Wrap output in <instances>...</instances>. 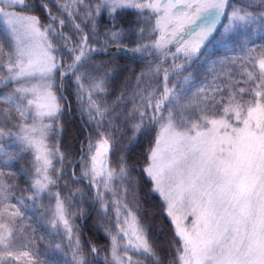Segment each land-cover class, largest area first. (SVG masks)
<instances>
[{
	"label": "snow or ice",
	"instance_id": "obj_1",
	"mask_svg": "<svg viewBox=\"0 0 264 264\" xmlns=\"http://www.w3.org/2000/svg\"><path fill=\"white\" fill-rule=\"evenodd\" d=\"M248 7H234L229 0H88L87 4L71 0V4L63 5V12L94 28L96 18L105 10L115 14L134 9L142 26L130 51L167 53L168 46L174 44V59L182 55L192 61L204 55L202 49L211 44L222 17L227 19L223 24L225 33L256 24L258 14ZM32 10L28 0H0V23L5 25L0 35V165L9 167L16 156L31 150L38 177L30 185L32 196L13 197V186L4 181L0 168V264H19L22 258H27L29 264H44L35 260L36 253L15 249L22 241L26 243H20L21 248L30 247L28 233L34 232L31 225L24 223L28 218L21 207L25 200L35 201L50 188L60 187L58 181L65 175L69 183L63 187L69 194L81 191L74 192L70 184L87 178L89 186L96 188L97 199L104 194L116 195L111 186L117 182L128 180L129 186L132 183L131 170L123 159L116 168L108 167V155L115 149L116 138L107 129L104 133L97 131L101 138L89 144V152H94L88 160L84 162L81 157L78 161L85 165L79 177L66 170L71 162L65 164V155L59 148H50L46 143L63 113L60 100L65 97L54 91L56 74L61 79L68 72L75 76L78 99H82L84 82L96 92H103L109 69L103 62L95 63L92 54L106 52L110 42L119 45L122 32L109 29L105 39L100 40L98 33L93 31L90 36L76 23L74 27L81 34L68 48L71 37L53 27V22H58L63 28L65 20L49 13L52 22L44 25L38 16L25 14ZM259 20L264 27V13L259 14ZM90 39L99 47L92 46ZM58 40L63 43L54 42ZM65 49L72 60L67 66L62 59ZM233 59L245 60L253 69L248 71L242 65L245 83L251 85L247 89L218 88L209 94L203 87L191 91L180 86L181 91H177V85L168 87L169 73L165 70L162 91L142 97L143 110L128 117L139 120L132 125L134 133L144 130L146 121L159 125L143 171L153 183V191L166 203L167 215L175 226L179 247L175 248L173 264H264V50L249 48L244 57ZM183 67L176 65L175 70ZM87 95L90 119L95 118L93 112L103 117L107 110H101L93 101L92 92ZM102 126L98 123L97 129ZM53 157L62 165L58 172ZM50 170L56 175L50 176ZM122 190L126 198L129 189ZM51 197L55 200L53 228L62 224L70 245L75 240L72 259L64 264H91L82 254L79 238L73 237L65 215V200L69 205L72 201L67 196L62 199L61 192ZM12 198L20 207L9 202ZM113 203L116 234H110V257L106 255L100 264H141L133 256L160 264L136 215L119 199ZM121 210L127 215L121 217ZM59 250L57 244L53 251ZM91 255L93 260L98 259L95 246Z\"/></svg>",
	"mask_w": 264,
	"mask_h": 264
},
{
	"label": "trees",
	"instance_id": "obj_2",
	"mask_svg": "<svg viewBox=\"0 0 264 264\" xmlns=\"http://www.w3.org/2000/svg\"><path fill=\"white\" fill-rule=\"evenodd\" d=\"M84 2L87 4L88 0H84ZM28 3L33 5V10L25 12V14L38 16L44 25L52 22L49 13L51 16L65 20L63 28L58 22H53V27L71 37L68 48L71 43H75L79 39L81 34L74 27L76 23H80L83 32L89 33L90 36L93 31L98 33L100 40L105 39L104 33L109 29L122 32L119 45L110 42L106 52L92 54V60L95 63L103 62L109 69L103 92H96L88 82H84L82 99H78L75 76L69 73L62 80L60 74H56L57 87L54 91L58 96L62 93L65 97L60 100L63 113L56 121L55 132L49 134L46 142L50 148L53 146L59 148V151L65 155L66 165L71 162V165L66 169L69 173L74 171L75 175L81 176L84 163L78 162L77 159L83 153V161L88 160L92 154L89 152V144H95L101 138L97 135V131L104 133L107 129L109 133H113L116 138L115 149L108 155L109 168H116L118 162L123 159L126 162V167L131 170V186H129L128 180L116 183L120 189L121 200L136 215L149 243L159 257L160 264H173L176 256L175 248L179 247L178 237L174 234L175 226L167 215L165 202L157 192L153 191V183L143 171L149 162L148 156L159 132V125H149L146 121L144 130L134 133L132 125L139 123V120H131L128 117L132 116L139 108L143 110L142 90L148 94L156 93L158 90L162 91L164 86L162 74L165 69L170 74L168 87L177 85V91H181L180 86L184 90L190 89L191 91L203 87L209 94H212L213 90L218 88L244 87L247 89L250 87L251 85L245 83L247 77L242 75L244 70L242 65L248 71L253 69L248 66L245 60H234L233 58L244 57L249 48H255L257 52L264 50V27L261 26L259 20V14L264 13V3L261 0H230L229 3L234 7L249 6V11L258 14L257 23L247 28H235L227 33L224 32L222 26L211 44L202 49L204 55L198 60L193 59L192 61H186L182 55L174 59L172 53H175V45H169L170 52L167 53L153 50H150L151 54L130 51L135 47L132 41L137 39L138 29L142 26L138 23L141 17L134 9L119 10L115 14H109L105 10L101 16L96 18L93 28L92 24H88L86 27L81 19L72 20L63 12V5L71 4V0H28ZM44 3L48 5L47 8L41 7ZM16 11H20V9H16ZM228 11H231V8ZM224 23H227V19ZM4 31L5 25L0 23V35ZM54 42L63 43L59 40ZM89 43L94 47H99L94 39H90ZM62 59L66 66L72 63L67 49L64 50ZM180 63L184 66L183 69L175 70V66ZM256 70L258 71V69ZM64 71H67V68ZM88 92L93 93L92 99L100 106L101 110H107L103 117L93 112L91 115L95 118L90 119L87 111L89 108ZM186 95L190 96L191 93L186 91ZM98 123L103 125L99 129H97ZM82 148H85L84 151ZM34 157L35 153L28 150L16 156L9 167L0 165L4 172V181L13 186L11 188L13 197L33 195L30 185L38 178L33 164ZM52 163L58 172L62 165L57 162L55 157H53ZM21 171H23V175H21ZM56 172L50 170L48 174L55 176ZM86 180L81 179L77 183L70 184L73 191L81 189L82 201H78L80 194L75 192L73 195L75 200L71 205L68 201L65 203V215L73 229V237L79 238L82 254L91 261V264H100L106 255L110 257L109 224L112 223L114 214L109 210L102 209L101 200L93 206L95 193ZM58 183L60 187L50 188L35 201L25 200L24 207H21L28 218L24 223L31 225L34 232L30 230L28 233L31 238L30 247L21 248L20 243H26L22 241L15 245V249L36 253L35 260L44 261V264H64L65 260L71 261L72 248L75 243L73 240L70 245L62 224L53 228L55 200L51 194L61 192V198L65 196L70 198L71 195L63 187L69 183L67 175ZM123 188L129 189L126 198ZM9 202L17 204L15 198ZM17 206L20 207L19 204ZM57 244L60 245V250L54 252ZM93 246L98 249V259L96 260H93L91 255ZM133 259L139 260L141 264H156L153 259H145L144 256H133ZM19 264H29V261L27 258H22Z\"/></svg>",
	"mask_w": 264,
	"mask_h": 264
},
{
	"label": "rangeland",
	"instance_id": "obj_3",
	"mask_svg": "<svg viewBox=\"0 0 264 264\" xmlns=\"http://www.w3.org/2000/svg\"><path fill=\"white\" fill-rule=\"evenodd\" d=\"M28 15V14H27ZM232 30V29H231ZM230 31V30H229ZM72 46H74V43H71L70 44V48L72 47ZM173 46H174V44H173ZM142 58V57H141ZM180 65H181V63H180ZM165 70H167V69H165ZM165 70L163 71V72H165ZM163 75V77H164V73L162 74ZM169 76H170V74H169ZM65 77V76H64ZM64 77H63V79H64ZM62 79V80H63ZM164 80V79H163ZM146 94H148V93H146L145 91H143L142 90V92H141V95H142V97H144V98H146ZM138 110H142L141 108H139ZM50 121H45V123H49ZM90 122V121H89ZM47 143V142H46ZM84 149L85 148H82V150L84 151ZM93 152H94V150H93ZM93 152H92V154H93ZM91 154V155H92ZM84 155V154H83ZM81 160V157H79L78 159H77V161H80ZM76 161V162H77ZM52 162H53V158H52ZM149 163V162H148ZM148 165V164H147ZM147 165L145 166V168L147 167ZM84 167H85V165H84ZM84 167H83V169L82 170H84ZM108 167H110L109 166V157H108ZM82 173V172H81ZM147 175V174H146ZM76 176H78V175H76ZM79 177V176H78ZM112 188H113V191L114 192H116V195H113V194H104L103 196H102V198L101 199H97V197H96V188L95 187H91L92 188V190L94 191V193H95V195H94V199H93V206H95L100 200H101V207H102V209L104 210V211H111L112 212V214H114V219H113V221H112V223L110 222V224H109V226H110V229H109V233L111 234V235H115L116 234V229H115V224H116V207H115V204L113 203V201L114 200H117V199H119L120 201H121V203H123V204H125L124 203V201L123 200H121V197H120V193H119V191L117 192L116 190L118 189V186H116V184L115 185H113V186H111ZM101 189V192H103L104 190H103V186L101 185V187H100ZM153 188H154V185H153ZM75 192V191H74ZM78 194H80V192H77ZM158 193V192H157ZM77 194V195H78ZM159 194V193H158ZM75 195V194H74ZM78 201H82V195L80 194V195H78ZM161 197V196H160ZM68 198H69V196H68ZM162 198V197H161ZM63 199V198H62ZM71 201H73V200H75V198H74V196L73 195H70V198H69ZM163 200V199H162ZM66 201H68V200H65V203H66ZM166 204V203H165ZM166 206V210H167V205H165ZM120 215H121V217H124V216H126L127 215V213L126 212H124L123 210H121V213H120ZM123 243V242H122ZM110 245H111V242H110Z\"/></svg>",
	"mask_w": 264,
	"mask_h": 264
}]
</instances>
